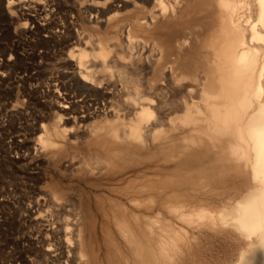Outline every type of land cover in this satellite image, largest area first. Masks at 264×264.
Returning a JSON list of instances; mask_svg holds the SVG:
<instances>
[{
    "label": "bare ground",
    "instance_id": "obj_1",
    "mask_svg": "<svg viewBox=\"0 0 264 264\" xmlns=\"http://www.w3.org/2000/svg\"><path fill=\"white\" fill-rule=\"evenodd\" d=\"M106 1V33L71 56L84 86L116 77L125 95L90 147L69 138L107 170L93 242L77 223L80 264H204L190 238L208 232L235 242L227 264H264V0ZM63 134L38 138L66 154Z\"/></svg>",
    "mask_w": 264,
    "mask_h": 264
},
{
    "label": "rangeland",
    "instance_id": "obj_2",
    "mask_svg": "<svg viewBox=\"0 0 264 264\" xmlns=\"http://www.w3.org/2000/svg\"><path fill=\"white\" fill-rule=\"evenodd\" d=\"M108 3L0 0V264H80L77 223L89 242L96 237L90 194L100 192L94 185L108 184L107 170L90 173L79 156L71 157L69 138L77 132L73 142L90 147L97 113L122 105L125 95L116 77L84 86L71 56L92 42L88 36L106 33L99 20L109 14ZM43 127L64 133L58 139L69 153L44 148ZM190 246L204 264H227L236 244L208 232L191 237Z\"/></svg>",
    "mask_w": 264,
    "mask_h": 264
}]
</instances>
